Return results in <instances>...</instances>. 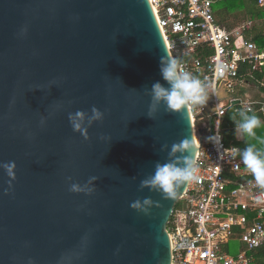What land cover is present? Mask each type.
<instances>
[{"label": "water", "instance_id": "obj_1", "mask_svg": "<svg viewBox=\"0 0 264 264\" xmlns=\"http://www.w3.org/2000/svg\"><path fill=\"white\" fill-rule=\"evenodd\" d=\"M170 58L148 0H0V264H172L188 182L143 184L197 152L188 106L153 100Z\"/></svg>", "mask_w": 264, "mask_h": 264}, {"label": "built area", "instance_id": "obj_2", "mask_svg": "<svg viewBox=\"0 0 264 264\" xmlns=\"http://www.w3.org/2000/svg\"><path fill=\"white\" fill-rule=\"evenodd\" d=\"M148 1L178 71L197 73L202 84H216V91L207 89L205 104L188 106L198 171L167 222L172 264H257L252 252L264 249V204L255 203L260 189L243 165L242 149L226 145L221 132L230 108L259 111L264 117V101L240 93L249 87L246 76L264 66V50L246 34L253 23L219 25L214 4L222 0ZM258 5L264 6V0ZM197 50L203 57L192 56ZM220 104L223 116L217 112ZM233 147L238 149L235 155L225 151ZM235 239L242 247L230 254L225 248Z\"/></svg>", "mask_w": 264, "mask_h": 264}, {"label": "clouds", "instance_id": "obj_3", "mask_svg": "<svg viewBox=\"0 0 264 264\" xmlns=\"http://www.w3.org/2000/svg\"><path fill=\"white\" fill-rule=\"evenodd\" d=\"M163 78L169 81L172 85L170 90L161 87L159 83L153 85V100L160 101L163 99L169 109L180 110L182 107L191 105H203L208 99L207 89L216 91V84L209 83L202 84L199 79L192 78L189 73L182 70L178 71V64L175 59H169L168 63L161 69ZM218 115L223 116L224 105L220 104L217 109ZM92 119H103V112L93 107ZM76 117L83 118V113L77 112ZM260 118L256 115L245 116L242 123L238 125L249 136H255V129L260 126ZM74 130H81V125L73 121ZM192 147V142L184 140L180 145H174L172 151H184ZM225 151L231 152L235 155L238 151L236 148L226 149ZM242 162L247 171L252 175L253 182L257 188L260 189L258 195L255 197L256 204H264V151L254 148V146L246 147L242 153ZM185 166L178 167L175 163H167L164 165H157L156 172L151 180L143 181V184H151L158 186L166 194L167 197H174L176 189L182 183L191 182L197 179L198 165L197 160L185 158ZM9 175H14L12 169L15 167L14 163L5 166ZM237 167H239L237 165ZM95 179V177H92ZM73 191H79L76 186H72ZM147 199L144 204H150ZM130 207L134 209H141L140 201H133ZM147 211L146 209H143Z\"/></svg>", "mask_w": 264, "mask_h": 264}, {"label": "trees", "instance_id": "obj_4", "mask_svg": "<svg viewBox=\"0 0 264 264\" xmlns=\"http://www.w3.org/2000/svg\"><path fill=\"white\" fill-rule=\"evenodd\" d=\"M225 1V0H223ZM227 5H222V1L214 4V15L219 25L225 28H231L235 25L242 23L245 20H251L252 28L246 32L247 37L253 40L260 50H264V28L255 25L254 21H260L264 24V6L258 5V0H226ZM176 56V53H174ZM192 56L203 57V52L197 50ZM189 55H184V59ZM246 70H241L244 75ZM192 78L198 79L197 73L190 75ZM246 79L257 84L262 92H264V66L261 70H255L251 75H247ZM244 89L240 93H243ZM260 101H264V98H257ZM256 115L260 118V126L255 131V136H249L242 129L238 128V125L243 122L245 116ZM221 132L223 140L226 145H238L242 151L248 146H254L258 150L264 151V117L259 111L246 112L241 109L235 111L234 108H230L226 111L222 124ZM238 135L241 138H238ZM180 201H177L174 210L178 209ZM257 264H264V249H258L252 252Z\"/></svg>", "mask_w": 264, "mask_h": 264}, {"label": "rangeland", "instance_id": "obj_5", "mask_svg": "<svg viewBox=\"0 0 264 264\" xmlns=\"http://www.w3.org/2000/svg\"><path fill=\"white\" fill-rule=\"evenodd\" d=\"M220 2V1H219ZM222 5H227L228 4V1H223L222 0ZM255 22V25L261 27V28H264V24H262L260 21H254ZM243 95L245 96H249V97H252V98H263L264 97V92H262L259 88V86L257 84H253L251 82H249V87L246 91L243 92ZM241 243H238V242H234V241H231L230 244H229V250L228 252L230 254H235L239 251V249L241 248Z\"/></svg>", "mask_w": 264, "mask_h": 264}, {"label": "crops", "instance_id": "obj_6", "mask_svg": "<svg viewBox=\"0 0 264 264\" xmlns=\"http://www.w3.org/2000/svg\"><path fill=\"white\" fill-rule=\"evenodd\" d=\"M248 88H244V91H246ZM243 94V93H242ZM245 96V95H244ZM249 97V96H248ZM252 98V97H251ZM264 98V97H263ZM255 99H257V98H255ZM208 100V99H207ZM238 138H241V136L240 135H238ZM232 241H234V242H238V243H241V242H239L237 239H235V240H232ZM230 244V243H229ZM229 244L226 246V250L228 251L229 250ZM241 245H242V243H241ZM242 247V246H241ZM254 257V256H253ZM254 259H255V257H254ZM256 262V261H255Z\"/></svg>", "mask_w": 264, "mask_h": 264}, {"label": "bare ground", "instance_id": "obj_7", "mask_svg": "<svg viewBox=\"0 0 264 264\" xmlns=\"http://www.w3.org/2000/svg\"><path fill=\"white\" fill-rule=\"evenodd\" d=\"M196 143V142H195ZM195 150H196V146H194V153H195Z\"/></svg>", "mask_w": 264, "mask_h": 264}]
</instances>
